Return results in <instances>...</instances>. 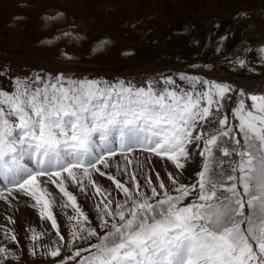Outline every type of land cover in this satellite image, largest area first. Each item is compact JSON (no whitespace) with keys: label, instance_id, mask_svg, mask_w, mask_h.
<instances>
[{"label":"snow or ice","instance_id":"1","mask_svg":"<svg viewBox=\"0 0 264 264\" xmlns=\"http://www.w3.org/2000/svg\"><path fill=\"white\" fill-rule=\"evenodd\" d=\"M188 79L191 90L171 79L157 87L63 77L17 80L13 91L0 90V178L10 185L7 196L0 190V200L11 203L8 197L16 200L18 192L34 201L30 207L39 206L40 219L50 221L59 237L55 248L45 246L47 255L60 256L59 242L65 241L48 198L51 183L76 213L69 216L77 221L72 243L86 244L77 245L70 257L88 253L76 264H264V95L251 96L250 106L238 99L232 109L238 123L232 124L221 111L230 88L205 81L207 90H197L195 78ZM192 145L201 168L194 182L183 183L179 173ZM137 149L166 158L177 174L168 172L165 181L157 173L158 186L145 176V191L136 175L139 161L131 174L127 169ZM117 155L126 166L117 164L116 171L129 180L98 167L111 168L109 158ZM93 171L107 176L123 199L94 180ZM69 182L81 193L90 185L100 197L96 208L103 234ZM8 221L15 223L12 217ZM30 231L33 242L40 239ZM4 235L17 241L14 230ZM8 256L0 247V264Z\"/></svg>","mask_w":264,"mask_h":264},{"label":"rangeland","instance_id":"2","mask_svg":"<svg viewBox=\"0 0 264 264\" xmlns=\"http://www.w3.org/2000/svg\"><path fill=\"white\" fill-rule=\"evenodd\" d=\"M186 24L190 25L184 26ZM196 40L198 44L194 46ZM212 48L215 54L208 56ZM262 50L264 0H0V51L10 53L0 56V90L9 92L14 90L17 80L31 82L36 77L42 80L55 77L65 80L96 79L109 83H131L134 86H146L152 82L157 87L163 85L166 79H171L175 85L186 90H191L188 78H195L197 90H207L208 84L216 82L222 84L226 78L220 75L204 79L198 74H177L170 67L152 70L154 72L145 71L142 77L116 75L152 68L151 65L177 64L236 73L241 81L247 79L252 84L264 79ZM26 57L35 58L38 62ZM49 63L60 65L65 71H55ZM25 65L35 68H24ZM192 71L196 73L199 70ZM205 81L208 84H203ZM225 85H228V81ZM229 88L221 111L229 116L232 124H237L238 121L232 120V111L226 110V105L232 102L231 95H236L235 102L246 98L248 106L251 100L249 96H241L238 86ZM94 139L98 140V137ZM190 150L192 155L185 169L179 173L183 183L194 182L195 174L201 168L202 158L195 146H190ZM129 158L133 161L132 165H127L129 174L137 169L136 162L139 161L136 175L145 191H148L145 176H151L158 186L155 180L157 173L165 181L168 172L177 174L170 161L152 153L137 149ZM109 159L111 168L98 167L106 173L116 174L122 181L129 180L130 175L122 176L116 171L117 164L122 169L126 166L125 158L117 155ZM224 167L227 169L228 164ZM92 178L110 189L113 197L123 199L122 193L107 176L101 177L93 171ZM41 179L47 182L48 178ZM0 186L5 185L0 183ZM126 186L131 187L130 184ZM47 187L51 193L48 198L54 201L53 212L61 235L65 236V241L59 242L61 255L55 258L47 255L48 247L45 246L55 248L57 244L54 241H59L51 222L40 219L39 206H29L34 201L14 192L18 199L8 197L11 203L0 200V247L7 248L9 252L4 264H62L63 261L76 264L88 255L83 252L82 257L70 259L77 245L83 248L86 244L80 240L72 243L70 233L77 223L70 221L69 216L76 213L55 185L48 183ZM68 187L73 194L77 193L78 203L87 211L92 226L103 234L96 208L100 197L95 195L90 185L86 193H81L70 182ZM168 187H171L170 182ZM1 190L7 196V188ZM190 200L191 197L184 203ZM63 202L67 204L66 207H61ZM8 217H12L15 223H10ZM6 229L14 230L16 242L5 238ZM30 229L41 234L39 240L33 242ZM91 242H96L95 238ZM69 246L72 251L68 250ZM33 249L35 255L31 254ZM12 253H16L17 258L14 259Z\"/></svg>","mask_w":264,"mask_h":264},{"label":"bare ground","instance_id":"3","mask_svg":"<svg viewBox=\"0 0 264 264\" xmlns=\"http://www.w3.org/2000/svg\"><path fill=\"white\" fill-rule=\"evenodd\" d=\"M24 68H31V69H34L35 67L31 66V65H25ZM48 72H53V71H48ZM246 78V77H245ZM241 88L247 90L245 93H255L254 90L248 86H243L242 84L240 85ZM75 221V220H74ZM77 223V221H75Z\"/></svg>","mask_w":264,"mask_h":264},{"label":"crops","instance_id":"4","mask_svg":"<svg viewBox=\"0 0 264 264\" xmlns=\"http://www.w3.org/2000/svg\"><path fill=\"white\" fill-rule=\"evenodd\" d=\"M216 84V83H215ZM223 84V83H222Z\"/></svg>","mask_w":264,"mask_h":264}]
</instances>
